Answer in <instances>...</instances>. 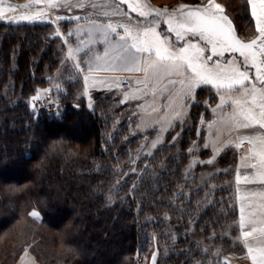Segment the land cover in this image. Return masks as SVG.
I'll return each mask as SVG.
<instances>
[{
    "label": "trees",
    "instance_id": "16d2710c",
    "mask_svg": "<svg viewBox=\"0 0 264 264\" xmlns=\"http://www.w3.org/2000/svg\"><path fill=\"white\" fill-rule=\"evenodd\" d=\"M34 16L0 19V235L38 207L68 247L35 250L44 264H146L154 238L161 246L158 264H207L220 237L232 242L221 235L231 207L219 194L227 191L196 204L195 191L186 195L184 162L164 153L140 174L125 176L135 147L120 131L109 137L106 116L75 107L74 100L59 117H35L28 97L45 81L41 74L55 60L59 36L51 31L52 16ZM76 120L75 133L70 124ZM235 212L238 218L237 202ZM34 228L28 238L49 245L55 239Z\"/></svg>",
    "mask_w": 264,
    "mask_h": 264
},
{
    "label": "rangeland",
    "instance_id": "374dc122",
    "mask_svg": "<svg viewBox=\"0 0 264 264\" xmlns=\"http://www.w3.org/2000/svg\"><path fill=\"white\" fill-rule=\"evenodd\" d=\"M54 2H57L55 8L49 7L47 0H42L39 4L34 3L33 0H5V3L0 5V12H3V17L0 19H28L38 15L34 17L39 19L52 16L54 20L51 31L55 34L53 36H59L56 38L53 58L55 60L47 63L41 74L45 81L28 97L35 117L38 118L41 114L59 117L65 110V104L73 100L78 103H72L75 107H84L93 114L105 115L108 121L106 134L110 137L120 131L121 139L128 138L126 142L135 147L130 153L131 156L127 158L128 161L125 162L127 163L125 176L140 174L142 167L149 161L154 159L152 162H159L164 154L167 156L166 160L180 156L179 159L184 162L182 173L188 182L187 196L191 191H195L193 194L197 199L194 202L203 204L206 197L210 201L215 193L223 190L227 193L219 194V198L227 195L230 201V220L221 235L230 237L232 242L223 243L220 237L217 241L218 247L211 251L212 255L207 264H220L228 254L229 248L241 250L242 236L240 228L238 230L239 224L235 212L234 175L240 147L243 145L240 144V140L244 137L245 129L235 127L232 119L235 106L229 101L222 107H217L221 101L217 89L211 85L196 86L195 102L187 99L184 95L187 91V81L182 85L180 81L183 77L168 74L162 69L152 74L147 88L143 84H137L138 80H144V74L129 71L132 65L117 58L120 53L115 46L121 43L119 35H107V41L105 35H67L68 32H72V24L77 17H110L124 22L135 18L147 23L144 17L138 16L129 5H139L141 8L147 5L171 12L179 4L198 5L202 0H127V3L121 0H115V3L114 0H83L84 7L79 6L77 0H71V7L62 3V0H54ZM203 2L206 3L207 0ZM216 2L223 6L224 14L231 20L235 36L244 42L255 38L257 35L255 23L253 18L248 17L247 12L248 8L250 9V6H247L248 0H216ZM8 5H28V7H17L9 11ZM43 8L45 12L41 11ZM144 10L147 11V8ZM153 19L162 20L166 17H148L149 21ZM163 27L161 23L157 30ZM172 38L175 39L174 35ZM99 42L102 44L99 45ZM92 43L94 45L91 49ZM207 54L206 50L205 55ZM231 57H238V53H226L220 57L221 65ZM216 59L217 57L214 56L213 60ZM209 63L211 64V61ZM107 69H118L121 72L115 77H99V70ZM85 77L88 79L85 80ZM124 79L129 81L128 86L122 84ZM100 80L108 84H102ZM169 80H175L176 83L169 84ZM37 95L39 98L33 99ZM230 95L235 98L240 96V93L233 90ZM70 125L76 133L79 127L77 120ZM77 134L82 135V133ZM155 170L153 173L156 172ZM199 194L203 195L197 197ZM33 212L37 215H31ZM43 217L42 211L34 207L28 210L26 216L23 215L17 220L10 232L0 235V264H14L24 252L32 253L37 259L35 250L67 251L63 234L44 224ZM34 227L40 234L49 233L55 236V239L49 245L47 240L42 243L38 239L28 238ZM159 245L157 238H154L149 253L145 255L146 264L159 263L161 256ZM58 254L53 255L58 256ZM136 257L142 258L139 252L136 253ZM56 260L57 264H65L64 260ZM39 262L43 263L41 260Z\"/></svg>",
    "mask_w": 264,
    "mask_h": 264
},
{
    "label": "snow or ice",
    "instance_id": "6c2138e0",
    "mask_svg": "<svg viewBox=\"0 0 264 264\" xmlns=\"http://www.w3.org/2000/svg\"><path fill=\"white\" fill-rule=\"evenodd\" d=\"M33 2L39 4L42 0ZM121 2L127 3V0ZM258 2L259 11L256 6L257 0H248L252 5L257 33L255 38L248 42L234 35L235 29L231 20L224 14L223 6L216 0H207L206 3L202 0L198 5L179 4L171 12L147 5L144 6L147 8L145 11L139 5H129L132 11L144 17L147 23L138 22L142 26L137 28L119 25L123 29V35L118 34L121 43L115 46L120 53L117 58L132 65L129 71L144 74V80H138L136 83L143 84L145 88L148 87L152 74L161 69L168 74L183 77L180 83L183 85L187 81V91L184 95L193 102L196 86L211 85L217 89L221 101L217 107H222L229 101L235 106L232 119L237 129L256 127L264 129V0ZM4 3L5 0H0V5ZM47 3L51 8L57 7L54 0H47ZM62 3L72 6L71 0H62ZM77 3L81 7L85 6L83 0H77ZM17 7L27 8L28 5H8L9 11ZM149 16L166 19L149 21ZM2 17L3 12H0V18ZM161 23L164 27L158 31ZM108 30L112 33L117 32L115 27L107 24L105 41L108 39ZM67 35L71 36L72 32H68ZM173 35L175 39L172 38ZM233 52L238 53V57H231L221 65L219 58ZM69 54L71 55V50ZM105 55L107 56V51ZM214 56L217 57L216 60H213ZM87 79L88 77H85V80ZM168 83L174 85L176 81L169 80ZM233 90L239 92L240 96L233 98L230 95ZM38 98V95L33 97ZM244 142L251 145L249 152L253 154V160L259 158V165L252 163L251 166L264 171V132L240 140V144ZM31 215L36 216L37 213L33 212ZM250 235V232L244 233L245 238ZM253 251L249 246L248 252L252 254ZM251 259L253 264H264V248L258 249V256L252 254Z\"/></svg>",
    "mask_w": 264,
    "mask_h": 264
},
{
    "label": "crops",
    "instance_id": "0c3cea01",
    "mask_svg": "<svg viewBox=\"0 0 264 264\" xmlns=\"http://www.w3.org/2000/svg\"><path fill=\"white\" fill-rule=\"evenodd\" d=\"M252 16V5H250ZM257 10L259 2L257 0ZM108 18V19H107ZM86 16L74 20L72 24V35H105L107 24H111L117 29L116 33L108 30L107 35H123V29L119 25L124 24L134 28L141 27L139 19L131 18L130 21H119L118 18ZM253 20L254 17L252 16ZM255 23V20H254ZM99 45L102 42L98 43ZM92 43L90 48H93ZM105 45V44H104ZM107 47V46H106ZM99 77L117 76L121 70L107 69L99 70ZM102 84H108L104 80ZM110 83V82H109ZM264 129H245L244 137L258 136ZM247 143V142H246ZM251 145L247 143L243 151H240L235 169V195L238 208V224L242 236V249L237 252H230L222 259L220 264H253L252 254L258 256V249L264 248V171L259 167H252V163L259 165V158L253 160V154L249 152ZM247 157V159H245ZM251 235L245 238L244 233ZM253 248V253L248 252V247ZM14 264H41L30 252L20 254Z\"/></svg>",
    "mask_w": 264,
    "mask_h": 264
},
{
    "label": "built area",
    "instance_id": "2783aa9c",
    "mask_svg": "<svg viewBox=\"0 0 264 264\" xmlns=\"http://www.w3.org/2000/svg\"><path fill=\"white\" fill-rule=\"evenodd\" d=\"M122 84L124 85V86H128L129 85V81L127 80V79H124L123 81H122ZM49 105V104H48ZM51 106V105H50ZM49 109H52V108H49ZM247 146V143L246 142H244L243 143V145L240 147V151H243L244 150V147H246Z\"/></svg>",
    "mask_w": 264,
    "mask_h": 264
}]
</instances>
